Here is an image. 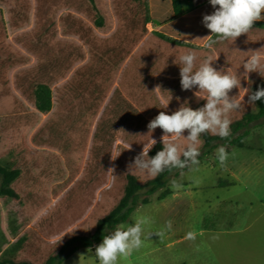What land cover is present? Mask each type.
Masks as SVG:
<instances>
[{
    "label": "rangeland",
    "instance_id": "1",
    "mask_svg": "<svg viewBox=\"0 0 264 264\" xmlns=\"http://www.w3.org/2000/svg\"><path fill=\"white\" fill-rule=\"evenodd\" d=\"M93 3L95 10L87 0H0V126L10 125L5 121L15 116L13 125L35 133L33 142L44 149L36 162L47 193L53 180L77 175L75 201L62 203L59 219H52L60 230L76 220L72 229L79 232L76 235L88 234L112 208L121 196L125 173L140 181L149 179L129 170V165L145 146L152 147L151 139L163 143L162 129L149 133L147 125L159 112L170 115L186 102L179 57L189 51L197 54L157 35L143 0ZM97 14L101 26L94 21ZM40 81L51 90L46 113L35 110L31 98L33 84ZM87 95L93 97L94 117L88 112ZM250 133L262 134L264 126ZM164 140H172L181 150L187 145L183 138ZM250 140L244 138L243 143ZM210 156L199 164L216 166ZM185 169L169 180L171 195L158 200L160 191L155 192L121 225L145 220L142 244L159 247L157 254H164L166 264H220L216 258L220 250L212 238L197 231L209 204L205 200L213 201L223 192L206 186L214 172L198 165ZM189 180L190 184L182 183ZM160 232L163 235H156ZM189 232L195 234L194 240L175 241ZM95 247L81 249L70 264H99ZM136 254L120 257L117 264H141Z\"/></svg>",
    "mask_w": 264,
    "mask_h": 264
},
{
    "label": "crops",
    "instance_id": "2",
    "mask_svg": "<svg viewBox=\"0 0 264 264\" xmlns=\"http://www.w3.org/2000/svg\"><path fill=\"white\" fill-rule=\"evenodd\" d=\"M143 1L148 23L157 35L197 50V67L210 59L218 71L223 69L229 74L238 75L241 88H234L230 96L237 95L236 98L241 99L246 95L245 88L250 90L255 81L264 79V19L254 22L253 28L234 42L220 41L216 36H209L210 30L202 23L204 15L215 11L209 0H179L180 15L166 21H162V18L172 12L171 0H164V4H159L158 0ZM213 40L217 42L208 47ZM250 50H258L261 56V75L259 72L245 73L243 63L253 54ZM197 91L198 87L182 90V98L195 110L204 106L206 100L203 98L207 96L203 92L196 96ZM244 99L246 101L247 96ZM92 106L93 97L87 95L88 112L94 117L96 113H92ZM247 107L245 111L229 113L232 122L245 113L258 111L257 105L256 110ZM5 122L10 125H5V128L0 126V165L18 169L20 173L10 184L19 199L0 195V258L44 264L67 238L79 233L72 230L77 225L76 220L64 230L54 227L52 221L54 218L59 219L62 203L75 201L72 196L75 197L76 193L77 175L53 180L50 184L52 188L47 193L44 186L46 181H42L43 176L36 162L37 154L44 149L33 142L35 133L13 125L17 122L15 116L7 118ZM20 122L26 121L22 118ZM250 135L245 138L252 140L244 143V146L227 150L228 159L223 166L217 158L218 148L210 156L217 163L216 166L198 164L202 169L214 172L212 183L206 186L223 192L221 197L215 196L213 201L205 200L209 204L202 211L200 230L197 231V235L207 234L212 238L217 250H220V253H216L220 264H264V133L254 137ZM190 182L182 183L187 185ZM54 186H58L55 191ZM186 237L187 233L175 241L182 242ZM81 249L90 248L75 250L61 264L72 263ZM159 249L142 244L135 251V256L141 260V264H166L163 261L164 254H157Z\"/></svg>",
    "mask_w": 264,
    "mask_h": 264
},
{
    "label": "clouds",
    "instance_id": "3",
    "mask_svg": "<svg viewBox=\"0 0 264 264\" xmlns=\"http://www.w3.org/2000/svg\"><path fill=\"white\" fill-rule=\"evenodd\" d=\"M209 2L215 11L204 15L202 23L210 30L211 35L209 36H216L220 41L234 42L242 34L248 33L253 28L254 22L264 19L262 16L264 0H209ZM216 42L213 40L207 46L212 47ZM250 52L253 54L243 63L245 73L259 72L261 75V56L258 50H250ZM179 60L182 90L198 87L199 91L195 95L206 93V98H203L206 103L203 107L193 110L185 102L170 115L164 111L159 112L148 123L149 133L157 128L162 129L163 148L154 157H149L150 149L157 143L155 139H151L152 147L146 148L145 146L143 151L134 158V162L129 165V170L145 174L152 179L165 170L185 168L191 170L193 165L199 164L200 146L203 143L201 134L211 133L222 139L229 137L232 123L229 113L245 111L246 106L255 109L256 102L264 99V87L254 92L245 88L246 101L245 96L241 99H237V95L230 96L229 93L234 88H241L238 75L229 74L223 69L218 71L212 66L213 61L210 59L196 67L195 52L189 51L181 55ZM185 130H187L186 136L184 135ZM165 136L183 138L187 141V145L181 150L180 146L172 140L165 141ZM217 158L223 166L228 159L225 146L218 148ZM109 171H114V169H109ZM172 183L173 186L178 187L175 180ZM145 224V220L138 219L127 227L118 225L114 231L105 235L102 243L95 247L94 255L99 264H117L120 257H128L138 250L143 243ZM166 227L170 230L171 222H168ZM151 235L149 233L148 238ZM156 235H163V232L156 233ZM186 238L194 240L195 234L189 232Z\"/></svg>",
    "mask_w": 264,
    "mask_h": 264
},
{
    "label": "trees",
    "instance_id": "4",
    "mask_svg": "<svg viewBox=\"0 0 264 264\" xmlns=\"http://www.w3.org/2000/svg\"><path fill=\"white\" fill-rule=\"evenodd\" d=\"M95 10L93 0H87ZM164 0H158L159 4H164ZM172 12L167 14L162 21L172 19L180 15L179 0H171ZM97 26L102 24V18L97 14L95 18ZM264 87V79L255 81L251 87V91H256L258 88ZM31 98L34 108L41 113H46L51 108V90L46 83H34L32 86ZM258 111L256 113H245L238 120L231 123V135L227 138H220L217 135L210 133L201 134L203 141L200 146L201 155L199 161L207 155L213 154L215 148L225 146L227 150L233 147L244 146L243 139L256 127L264 126V99L256 102ZM163 145L157 142L149 151V155L154 157L156 153L162 150ZM184 170V169H183ZM181 169L165 170L156 178L140 181L134 174L125 173L124 184L121 196L112 206V208L103 216L99 217L94 225L91 233L86 235H73L67 238L58 251L49 256L44 264H61L64 259L71 255L79 248L94 247L103 240L105 235H108L118 225L123 224L139 205L150 202V196L157 191H160L157 199L161 200L171 194V189L168 182L171 178L176 177ZM20 171L15 168H8L0 165V195L8 196L14 199H19L18 194L11 188V182L19 175ZM229 185V183H226ZM0 264H31L27 261H16L9 258H0Z\"/></svg>",
    "mask_w": 264,
    "mask_h": 264
}]
</instances>
